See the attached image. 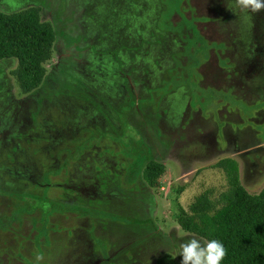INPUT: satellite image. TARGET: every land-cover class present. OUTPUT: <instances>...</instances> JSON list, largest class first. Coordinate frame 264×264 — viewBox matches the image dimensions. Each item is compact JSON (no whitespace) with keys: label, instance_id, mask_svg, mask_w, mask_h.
Returning <instances> with one entry per match:
<instances>
[{"label":"rangeland","instance_id":"374dc122","mask_svg":"<svg viewBox=\"0 0 264 264\" xmlns=\"http://www.w3.org/2000/svg\"><path fill=\"white\" fill-rule=\"evenodd\" d=\"M88 3L0 0L7 13L37 6L53 25L46 74L69 60L72 73L101 79L90 64L109 51V79L101 87L89 82L104 108H85L82 119L48 104L40 118L25 104L8 107L7 94L15 101L23 94L10 75L16 60L0 61V264H154L165 253L180 264L182 243L205 240L184 231L176 213L206 188L226 187L217 160L236 157L250 193L264 186V160L257 175L251 166L253 148L264 159V9L242 10L234 0H99L93 13ZM94 20L109 30L104 49ZM167 103L199 112L198 131L186 137L187 118L172 116ZM168 121L178 123L172 135ZM207 121L217 146L203 135ZM223 128L255 136L238 143ZM140 141L165 166L155 186L134 158ZM48 200L66 207L47 210Z\"/></svg>","mask_w":264,"mask_h":264},{"label":"trees","instance_id":"16d2710c","mask_svg":"<svg viewBox=\"0 0 264 264\" xmlns=\"http://www.w3.org/2000/svg\"><path fill=\"white\" fill-rule=\"evenodd\" d=\"M55 36L53 25L41 19L37 6L8 13L0 10V59L16 60L10 74L22 93L41 85L46 73L44 63L52 55ZM135 147L134 158L137 155L143 162L141 178L150 186L157 185L165 171L164 164L152 157L142 141ZM214 167L224 172L226 187L221 191L209 187L196 194L186 208L180 207L176 213L178 225L205 241L222 242L225 256L220 264H264V186L258 193L247 191L234 158H221ZM47 203V210L62 206L52 200ZM74 209L78 213L88 211ZM154 264L179 263L172 254L165 253Z\"/></svg>","mask_w":264,"mask_h":264},{"label":"flooded vegetation","instance_id":"af4514ba","mask_svg":"<svg viewBox=\"0 0 264 264\" xmlns=\"http://www.w3.org/2000/svg\"><path fill=\"white\" fill-rule=\"evenodd\" d=\"M88 6H89V10L91 12L96 13L95 8H97L99 6V0H89ZM94 19H95V17H94ZM94 25H96V27L100 28V27H102L103 23L101 25H99L98 21L94 20ZM100 31L102 33L100 35L96 36V38H98L99 43H103V45H101V49H104V47H103L105 45L104 42L106 40L108 41V39L105 37V35H107L106 32H109V30L107 28H104V29L100 28ZM91 32H93V31H91ZM184 50H186V47L185 48L183 47L182 51H184ZM107 51L108 50H102L101 52H98L97 55L99 57L94 56L93 57L94 60L90 64L91 69H93L95 72H98L101 79L93 76L92 74L89 75V74L83 73L82 75H77L78 73H72V71L70 70V65H72V62H70L69 60H67V61L62 60V62H61V60H60L59 65H58L60 70L58 69L57 74L53 75L51 73L50 74L45 73L43 81L39 87H37L36 89H34L33 91L28 92V93H22L21 92L23 94V99H19V100L15 101L14 99H12L9 96V94H7L6 97H7L8 107L11 105H15V104H25V105H27L28 109L32 108V110L37 114L36 117H38V118H40L41 116L45 117L47 104L51 105L55 109L58 108L60 110V112L64 111V109H67V112L71 113L72 116H75L79 119L83 118V114H84L83 112L84 111H82V110L85 108H89V109L93 108L96 110L98 109L102 112V108H104V104H102V103L100 104V101L97 99V97L94 94V92L92 91V89H94V87H101L100 84H105L107 79H109L107 62L105 61V58L103 56L104 53H107ZM2 59H7V58H2ZM2 59H0V61ZM64 64L67 65L69 72L65 71V65ZM82 71L83 70H80V72H82ZM0 74L2 75L0 77V87H4L6 79L3 78L2 73H0ZM75 75H77V78H75ZM165 76H167V73ZM50 77H52V79L48 83V80ZM93 79H95V81L97 83L94 87L89 84V82H91V80H93ZM45 83L48 84L47 85V91L45 90L46 89ZM126 83H128V82L125 79H123V81L121 79L118 82V85L122 86L123 91H125L124 85ZM48 91L51 94H47ZM173 92L174 91H172L171 93H173ZM63 93L67 94V97H69L70 103L67 101H66V103L59 101V99L65 98V97L61 96ZM181 94L183 96L182 100H184L185 93L183 91H181ZM173 96L174 95L171 96V100H172ZM60 103H62V104H60ZM125 103H123L118 108L117 113H120V112L124 113ZM30 104H32V105L30 106ZM188 104H189V102H188ZM188 104L186 105V109L182 111V110H180V108L178 110H175L172 107V105H170V103L169 104L167 103L168 108H171L170 114H172V116L176 117V114H177V116H179L180 119H182L184 117L187 118L186 123L183 124L185 126V128L187 127V129H185L186 131L184 133V135L186 137H189L191 134H193V133H190L188 130L198 131L199 123H200L199 120H201V118H202V116L200 115L199 112H196L194 109L189 110ZM92 118H94V117H92ZM118 118L120 121L119 124H120V128H121V123L123 122V118H120V115ZM87 119H88V117H87ZM124 120L127 121L128 119L125 118ZM207 122H210V121H207ZM128 124H129V122H128ZM177 125H178V123L168 121L166 124V128H167L166 132L169 133L170 135H172V133L175 132ZM223 130H224L223 131L224 135L226 134L225 138H228L230 140H239L238 143L240 141H245V140L250 141V140L254 139V136H255V132L251 133V132H249V130H244V131L235 130L237 132H235L231 128H223ZM225 130H227V131L225 132ZM173 135H176V134H173ZM203 135L209 136L210 142H214L215 145L217 144V139L215 136V128H214L213 124L211 127V131L208 133H205ZM70 136L72 137L73 134H70ZM53 137H55V139H56V137L58 138L59 132L58 133L54 132ZM192 137H196V136H192ZM175 138H177V136H175ZM259 151L260 150L253 148L252 153H251V157L253 158L251 161V166L253 168V173H255V175H257V173H258V170L256 168L259 167L258 165L260 164V162L262 160H264L263 158L260 160L261 154H259V156L255 155V153H258ZM260 152L262 153V151H260ZM151 155H152V153H151Z\"/></svg>","mask_w":264,"mask_h":264},{"label":"clouds","instance_id":"9594fccd","mask_svg":"<svg viewBox=\"0 0 264 264\" xmlns=\"http://www.w3.org/2000/svg\"><path fill=\"white\" fill-rule=\"evenodd\" d=\"M237 7L251 12L264 9V0H234ZM178 254L180 264H220L225 256V249L217 239L202 241L192 237L180 245Z\"/></svg>","mask_w":264,"mask_h":264},{"label":"crops","instance_id":"0c3cea01","mask_svg":"<svg viewBox=\"0 0 264 264\" xmlns=\"http://www.w3.org/2000/svg\"><path fill=\"white\" fill-rule=\"evenodd\" d=\"M230 157H231V156H230ZM231 158H234L237 162H239L238 159H237L236 157H231ZM239 177H240V181H241L242 175H241L240 165H239ZM241 183H242V182H241ZM242 185L246 188L247 191H249V190L247 189V187H246L245 184L242 183ZM261 189H262V188H261ZM261 189H260V190H261ZM260 190H259V191H260ZM259 191H258V192H259Z\"/></svg>","mask_w":264,"mask_h":264}]
</instances>
